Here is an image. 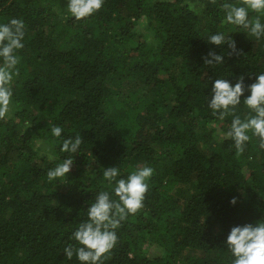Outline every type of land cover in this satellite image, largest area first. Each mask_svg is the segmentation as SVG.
I'll return each mask as SVG.
<instances>
[{
	"label": "trees",
	"instance_id": "obj_1",
	"mask_svg": "<svg viewBox=\"0 0 264 264\" xmlns=\"http://www.w3.org/2000/svg\"><path fill=\"white\" fill-rule=\"evenodd\" d=\"M185 1L104 0L76 21L68 0H0V24H25L14 119L0 120V264H81L64 249L80 247L72 234L99 193L116 199L115 181L103 179L109 167L117 179L145 166L153 174L103 264H232L231 229L264 222V150L249 132L237 157L225 135L233 115L220 120L208 107L216 79L234 87L243 76L247 89L264 74V36L226 22L222 4L239 0H193V11ZM257 15L264 23V13L249 19ZM215 34L241 55L209 44ZM210 51L224 64L205 65ZM249 95L234 110L242 120L254 115ZM52 126L63 129L59 138ZM77 135L70 173L49 182L70 155L63 140Z\"/></svg>",
	"mask_w": 264,
	"mask_h": 264
},
{
	"label": "clouds",
	"instance_id": "obj_2",
	"mask_svg": "<svg viewBox=\"0 0 264 264\" xmlns=\"http://www.w3.org/2000/svg\"><path fill=\"white\" fill-rule=\"evenodd\" d=\"M212 2L215 3L216 0ZM103 4L104 0H68L67 10L72 18L81 21L98 12ZM222 9L228 24L243 27L257 40L264 36V23L261 22L260 16L249 19V12L264 13V0H239V6L224 3ZM24 36L25 24L22 19L13 18L8 23L0 24V59L3 61L0 64V120L5 118L12 102L13 79L19 75L16 70L19 57L15 53L24 47ZM208 43L216 46L227 44L229 57L241 55L235 41L226 39L223 34L211 35ZM204 63L210 66L224 64V56L210 51L208 56L204 57ZM246 90L250 95L243 103L254 115L242 120L240 116L235 115L234 110L241 104V97ZM208 107L212 110V115L220 120L233 115L230 129L225 135L234 142L237 157L243 154L245 144L251 139L249 132L258 139L259 148L264 150V74L257 75L256 82L247 86V89L243 76L234 87L226 79H216ZM62 131L59 126L51 127L54 137L59 138ZM82 142L80 135L74 140H63L61 151L70 155L47 172L49 182L70 173L74 164L71 154L78 151ZM152 174L153 169L145 166L132 172L127 179H117L120 175L117 167L104 169L103 179L108 181L110 186L115 181L116 199H112L108 192H101L95 197V201L87 209L88 220L79 224L71 237L80 247L69 244L64 249L67 260H72L75 255L81 264H103V260L118 241L115 230L129 215L136 214L143 207L148 191L147 181ZM231 203H236L235 198ZM226 246L234 258L232 264H264V222H258L255 226L245 224L233 227L227 237Z\"/></svg>",
	"mask_w": 264,
	"mask_h": 264
},
{
	"label": "rangeland",
	"instance_id": "obj_3",
	"mask_svg": "<svg viewBox=\"0 0 264 264\" xmlns=\"http://www.w3.org/2000/svg\"><path fill=\"white\" fill-rule=\"evenodd\" d=\"M185 3H187V4L189 5V7H190V9H191L192 11L197 9V7L195 6V3L193 2V0H187V1H185ZM61 19H64V18L61 17ZM143 25H144V24H142V25L138 26L137 28H135V32H136L137 34L140 32V30H141V28L143 27ZM263 43H264V39H263ZM148 97H150V98L152 99V96H151V95H148ZM170 100H171V98H168V99L166 100V102H165V105H166V106L169 105ZM13 116H14V110H13L12 105L10 104V106H9V111H8V113L6 114L5 119H6V120H7V119H14ZM38 146H39V145H38ZM41 153H42V154H47V155L49 156L50 151L47 150L45 147H43L42 150H41ZM187 254H188V255H196V252H195V251H191V252H188Z\"/></svg>",
	"mask_w": 264,
	"mask_h": 264
}]
</instances>
